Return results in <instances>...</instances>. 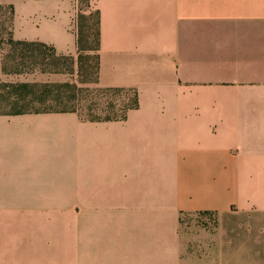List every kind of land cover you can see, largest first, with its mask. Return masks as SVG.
I'll return each mask as SVG.
<instances>
[{"label":"crops","instance_id":"0c3cea01","mask_svg":"<svg viewBox=\"0 0 264 264\" xmlns=\"http://www.w3.org/2000/svg\"><path fill=\"white\" fill-rule=\"evenodd\" d=\"M93 4L99 85L139 107L0 115V207L86 208V230L0 232V264H264V0ZM68 19L36 41L77 52ZM202 213L222 228L184 236Z\"/></svg>","mask_w":264,"mask_h":264},{"label":"rangeland","instance_id":"374dc122","mask_svg":"<svg viewBox=\"0 0 264 264\" xmlns=\"http://www.w3.org/2000/svg\"><path fill=\"white\" fill-rule=\"evenodd\" d=\"M13 5L14 19L10 23L11 12L9 6ZM3 7V17L1 8ZM95 7L87 5L86 0H0V39L7 42L10 32H13L17 40H54L58 37V28L68 24L71 15V30H77L76 20L78 13H87L91 22L95 20ZM2 20L5 21L2 24ZM62 38V37H61ZM71 37L63 39L64 47H69ZM9 47L0 46V83L31 82V83H64L76 82L80 87L87 75L79 74L78 66L75 65L74 74L57 73L55 80L47 79V73L39 67L31 68L23 74H8L3 70L4 65L11 67L12 64L5 61ZM77 52L68 55L77 59ZM45 74V75H44ZM54 75V74H53ZM92 89L96 86H91ZM131 92L122 93H94L86 99V94L74 104L86 116V108L92 104L100 105L99 114L111 100H116L120 105L129 102ZM104 106V107H103ZM13 111L10 105L0 104V115L9 114ZM235 221V220H234ZM232 222L233 225L236 222ZM222 228V220L215 214H187L182 216L180 230L184 236L202 230L217 231ZM86 230V208L84 207H0V232H8L11 236H43L51 232H74Z\"/></svg>","mask_w":264,"mask_h":264},{"label":"trees","instance_id":"16d2710c","mask_svg":"<svg viewBox=\"0 0 264 264\" xmlns=\"http://www.w3.org/2000/svg\"><path fill=\"white\" fill-rule=\"evenodd\" d=\"M87 5L93 4V0H86ZM95 7V5H94ZM13 23L14 8L9 6ZM96 9V7H95ZM95 20L87 13H78L76 20V43L78 48L77 59L72 55L58 53L56 47L41 41L17 40L13 32H10L7 42L0 39V46L9 47L5 57L7 63L3 70L8 74H23L31 68L39 67L47 74L66 73L74 74L75 65L79 74L86 77L81 80L86 87H80L76 82L64 83H31V82H6L0 83V104L10 105L11 113L4 115H19L26 113L49 112H75L82 120L91 122L125 121L129 111L139 107L138 91L134 88H104L99 85L100 78V50H101V16L98 9L95 10ZM3 7L1 17H3ZM5 21L2 20V24ZM91 86H96L92 89ZM122 93L131 92L129 102L120 105L116 100H111L103 108V114H99L97 103L86 108V116L81 113L74 102L80 100L86 94V99L94 93ZM104 107V106H103ZM182 219V218H181Z\"/></svg>","mask_w":264,"mask_h":264}]
</instances>
